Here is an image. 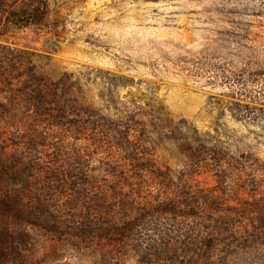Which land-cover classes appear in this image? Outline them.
Listing matches in <instances>:
<instances>
[{"label":"rangeland","instance_id":"rangeland-1","mask_svg":"<svg viewBox=\"0 0 264 264\" xmlns=\"http://www.w3.org/2000/svg\"><path fill=\"white\" fill-rule=\"evenodd\" d=\"M0 37V264H264V0H47Z\"/></svg>","mask_w":264,"mask_h":264},{"label":"trees","instance_id":"trees-1","mask_svg":"<svg viewBox=\"0 0 264 264\" xmlns=\"http://www.w3.org/2000/svg\"><path fill=\"white\" fill-rule=\"evenodd\" d=\"M49 13L47 0H0V37L13 28L45 25Z\"/></svg>","mask_w":264,"mask_h":264}]
</instances>
